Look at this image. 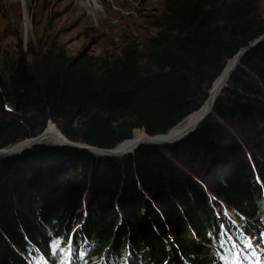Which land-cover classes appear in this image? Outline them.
Masks as SVG:
<instances>
[{
    "label": "trees",
    "instance_id": "16d2710c",
    "mask_svg": "<svg viewBox=\"0 0 264 264\" xmlns=\"http://www.w3.org/2000/svg\"><path fill=\"white\" fill-rule=\"evenodd\" d=\"M163 6L143 58L155 73L135 52L102 65L48 53L39 73L18 56L0 73V149L40 135L49 121L66 138L103 149L131 141L136 129L164 135L196 113L228 62L264 35L259 0ZM222 205L244 235L260 239L264 42L245 54L209 118L178 144L144 145L122 160L53 145L0 158V264H29L27 254L46 257L53 238L69 237L77 264H129L127 257L225 264L233 253L221 225L240 232L218 220Z\"/></svg>",
    "mask_w": 264,
    "mask_h": 264
},
{
    "label": "rangeland",
    "instance_id": "374dc122",
    "mask_svg": "<svg viewBox=\"0 0 264 264\" xmlns=\"http://www.w3.org/2000/svg\"><path fill=\"white\" fill-rule=\"evenodd\" d=\"M164 1L0 0V73L6 76L18 56H24L29 69L39 73L43 68V59L48 53H58L71 60L83 58L96 65H102L112 62L126 52H135L141 60L142 69L148 73H155L156 68L149 67L143 58L147 53L150 38L157 32L154 26L156 18L164 9ZM259 13L264 17V0H259ZM25 28L28 29V35L24 40L22 33ZM45 129L43 132L50 134L48 139H45L47 145L59 144V140L53 136L65 137L59 125L51 121L47 123ZM135 131L147 138L142 129L134 130L133 137ZM52 139L58 141L55 143ZM26 140L17 146L22 144L24 146L26 142L28 143ZM128 156L117 159L122 160ZM222 207L223 213L218 211V220L222 221L225 218L224 222H229L230 229L235 227L241 232L239 228H242L243 222L238 220L232 210L224 205ZM254 226L263 229L258 223ZM232 237L233 240L240 238L233 234ZM248 237L255 238L258 245L256 255L260 256L264 252L260 240L255 236H244L245 239ZM66 240L53 238L46 257L39 255L37 251L34 255L27 254L25 257L29 264H63L67 250ZM53 241L60 244L56 255H53L55 247ZM249 258L250 264H255L253 257ZM127 261L129 264H135L130 257H127ZM71 264H77L75 253L71 258ZM209 264H217V260L211 259Z\"/></svg>",
    "mask_w": 264,
    "mask_h": 264
},
{
    "label": "water",
    "instance_id": "95a60500",
    "mask_svg": "<svg viewBox=\"0 0 264 264\" xmlns=\"http://www.w3.org/2000/svg\"><path fill=\"white\" fill-rule=\"evenodd\" d=\"M263 42H264V35L259 37L254 42L250 43L247 47L239 50V52L233 57L232 67L229 70V72L227 73V75L225 76V78L220 80L217 84H214L210 88V90L208 92L207 99L205 100L202 107L199 109V110H202L203 108H205L203 115L197 120L196 124L180 130L179 132H177V134H175L173 136H169V134L173 131V129H175L180 124H182L189 116L182 123L178 124L177 126L172 128L171 130H169L166 134L157 135V136L147 135V138L145 139L144 142L139 143L135 147H132L128 151H125V152H115V149L117 146L113 149H103V148L93 147V146H89V145H85V144H76V143H73V142L67 140L63 136L59 137L60 138L59 144L53 145V146L68 147V148H72V149H75L78 151L89 152L96 157L117 159V158H123V157L128 156V155H133L139 149V147L141 145L170 146V145H174L178 142H181L185 138H187L190 134H192L208 118V116L211 113V110L213 109V106L216 102V99L218 98V96L220 95L222 90L228 86L230 77L237 70V68L240 66V63H241L243 57L245 56V54H247L250 50L254 49L255 47L259 46ZM155 138H157V140ZM45 139H46L45 132H42L40 135L26 140V141H28L26 147H24L18 151H14L12 149L13 147H16L18 144L11 146V147L4 148V149H0V156L10 157V156L24 155L25 153L32 151L36 146L47 145L45 143ZM127 141H129V140H127ZM47 146H49V145H47ZM96 154H98V156Z\"/></svg>",
    "mask_w": 264,
    "mask_h": 264
},
{
    "label": "snow or ice",
    "instance_id": "6c2138e0",
    "mask_svg": "<svg viewBox=\"0 0 264 264\" xmlns=\"http://www.w3.org/2000/svg\"><path fill=\"white\" fill-rule=\"evenodd\" d=\"M225 215H227V213H225ZM233 223L235 222L233 221ZM239 235L241 237L240 241L233 240L229 230L225 229L224 226L221 225V239L224 240L225 243H231L232 246L229 249V252L234 254V258L231 261L222 257V259H225V264H248V257L244 255V253L249 249L252 250L250 255L253 257L255 264H264V252H262L260 256L256 255V248L258 245L255 243V238L248 237L245 239L243 232H240ZM260 239L261 243H264V232L261 233ZM65 243L67 245V250L63 264H71V258L74 255V246L71 237H69ZM53 244L55 245L53 255H56L57 250L60 248V244L58 241H53ZM221 247H224L223 243L221 244ZM237 249H239V251H237Z\"/></svg>",
    "mask_w": 264,
    "mask_h": 264
},
{
    "label": "bare ground",
    "instance_id": "6f19581e",
    "mask_svg": "<svg viewBox=\"0 0 264 264\" xmlns=\"http://www.w3.org/2000/svg\"><path fill=\"white\" fill-rule=\"evenodd\" d=\"M22 35H23V39L25 40L26 38H27V35H28V29L27 28H25L24 29V31H23V33H22ZM232 64H233V61L231 60L230 62H228V64H227V67L225 68V70L222 72V74L220 75V77H219V79H218V81L216 82V84L220 81V80H222V79H224L225 78V76L227 75V73L229 72V70L231 69V67H232ZM213 85V84H212ZM217 100V99H216ZM216 103V102H215ZM215 105V104H214ZM214 107V106H213ZM213 110V109H212ZM212 110H211V112H212ZM204 111H205V108H203L202 110H199V111H197L196 113H194L193 115L191 114L190 115V117L189 118H187L182 124H180L178 127H176L175 129H173V131L169 134V136H173V135H175V134H177V132H179L180 130H182V129H184V128H186V127H189V126H193L194 124H196V122H197V120L203 115V113H204ZM211 114V113H210ZM209 114V115H210ZM209 117V116H208ZM51 133V132H50ZM53 134V133H52ZM51 134V135H52ZM45 135H46V140L48 139V136L50 135L49 133H45ZM53 137H55L56 139H60L59 137H61V136H59V135H56V136H53ZM52 137V138H53ZM145 135H143L142 133H140V132H137V131H135L134 132V137H133V139L131 140V141H126V142H124V143H122V144H120L119 146H117L116 147V149H115V152H125V151H128L130 148H132V147H135L136 145H138L139 143H142V142H144L145 141ZM156 140H157V138H155ZM53 140V139H52ZM57 140V141H58ZM50 141V140H49ZM55 143L57 142L56 140H53ZM23 145V144H22ZM22 145H19V146H17V148L16 147H14V148H12L14 151H18V150H20V149H22V148H24V147H26V145H27V142H26V144L24 145V146H22ZM155 146H157V145H155ZM96 155H98V154H96Z\"/></svg>",
    "mask_w": 264,
    "mask_h": 264
}]
</instances>
